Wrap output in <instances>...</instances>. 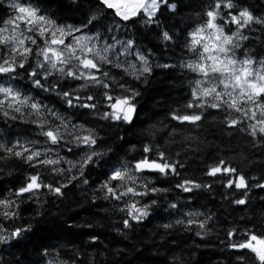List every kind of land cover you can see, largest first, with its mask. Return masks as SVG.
I'll return each mask as SVG.
<instances>
[{
	"label": "snow or ice",
	"instance_id": "1",
	"mask_svg": "<svg viewBox=\"0 0 264 264\" xmlns=\"http://www.w3.org/2000/svg\"><path fill=\"white\" fill-rule=\"evenodd\" d=\"M73 4L82 15L78 22H61L40 0L27 4L10 0L12 14L0 18V162L15 161L24 169L14 190H0V249L10 252L39 232L81 227L69 226L60 216L49 219L52 201H63L71 188H83L85 196L91 193V201L109 202L122 214L115 230L124 238L161 207L169 217L176 216L174 222L158 226L165 234L182 226L185 232L206 235L219 216L190 210L186 199L168 196L175 190L212 191L215 181L185 178L181 154L173 159L151 134L156 125L146 127L149 135L142 136L138 153L131 157L107 144L101 132L134 123V101L141 93L125 77L147 83L154 69L162 68L193 74L190 98L171 115L178 122L173 127L201 129L214 110L231 133L264 141V57L250 54L245 43L250 37L244 34V30L264 34V15L254 16L243 0H203L197 21L174 28L162 19L161 7L171 20L179 17L184 0H73ZM147 33L175 54V63L150 59L155 53L142 43ZM113 69H122L119 79ZM21 82L26 84L22 87ZM203 174L228 190L221 196L230 207L253 212V218L242 215L226 231L224 247L237 252L235 264H264V209L257 215L249 195L254 188L264 191L260 182L264 177L246 178L224 159L206 165ZM161 179L167 187L159 186ZM25 211L32 213L27 219ZM87 235L89 246L98 248L99 234ZM62 251H41L43 264H85L88 256L82 248H73L62 259ZM177 261L184 264L174 256L173 264ZM0 264L12 262L0 256Z\"/></svg>",
	"mask_w": 264,
	"mask_h": 264
},
{
	"label": "trees",
	"instance_id": "2",
	"mask_svg": "<svg viewBox=\"0 0 264 264\" xmlns=\"http://www.w3.org/2000/svg\"><path fill=\"white\" fill-rule=\"evenodd\" d=\"M23 2L27 4L28 0ZM40 2L43 8L54 13L61 22L73 23L82 19L73 0H40ZM8 3L10 0H3V3H0V18L12 14ZM184 4L186 6L182 8L179 17L171 20L168 19L169 13L162 5L161 11H164L162 19H165L170 27H183L185 22L197 21V13L203 7V0H184ZM243 6L248 7L256 17L264 15V0H243ZM232 28L235 30L234 25ZM244 34L250 37L249 41L245 42L251 49L250 54L264 57V44H261L264 34L259 30L252 33L244 30ZM142 43L147 50L155 53L150 57L153 62L175 63V54L163 49L153 38L152 33L145 34ZM238 55L243 58L240 53ZM112 71L117 79L123 74L122 69ZM192 79L193 74L187 73L186 70L173 71L162 68L154 69L147 83L126 76L125 80L130 86L141 93L134 101L136 104L134 123L121 125L119 128H105L101 135L105 137L107 144L114 145L121 152L127 151L128 156L131 157L138 153L142 136L149 135L145 131L146 127L156 125L151 130V134H154L161 146L171 153L173 159L176 158L177 152L181 154L180 159L187 168L186 172L181 170L185 178L204 183L215 181L212 191L195 190L193 194H183L175 190L168 196L169 200L174 197L186 199L190 210L219 216L215 226L210 227L206 235L196 236L193 232H185L182 226H175L165 234V231L158 226L169 222L170 219L174 222L176 216L173 214L169 217L165 208L161 207L150 213V218L142 227H137L134 232L128 233L127 238H124L115 230V225H118L122 214H119L109 202L91 201V193L85 196L83 188H71L63 201H52L48 208L51 214L49 219L53 220L56 216H60L69 226L78 224L81 227H73L70 232H39L31 240L10 252L0 249V256L4 260L11 261L12 264L17 260L21 261V264H43L41 259L43 250L55 253L63 249L61 258L66 259L72 254L73 248H82L88 253L85 264H90V261H94L95 264H165L166 261L173 264L174 256L180 258L184 264H235L234 258L237 252L224 247L226 231L242 215L253 218V212H241L235 210L234 206L230 207L221 196L222 192L228 190L220 187L219 180L204 176L203 170L206 165H214L217 159H224L232 166L241 169L246 178L264 177V141L239 132L231 133V130L222 125L221 117L216 115L214 110L213 115L204 121L201 129L189 130L190 126L173 127L178 122L172 121L171 115L174 111L182 109L190 98L189 80ZM25 84L26 82H21L22 87ZM18 127L26 130L22 125ZM165 132L169 135L164 136ZM119 137L124 139L120 140ZM133 146L135 152L132 150ZM189 149L191 152L188 151ZM186 152L188 155H185ZM23 173L24 169L15 161L7 165L0 162V190L5 187L14 190L17 176ZM260 182L264 183V179ZM157 183L162 187L168 186L162 179ZM249 195L252 198V207L258 215L260 210L264 209V199H261L264 197V191L254 188ZM23 215L27 219L32 213L25 211ZM86 222L94 223L95 227H84ZM89 232L99 234L98 248L89 246L91 239L87 235ZM41 245L46 248L38 250ZM176 264L179 262L177 261Z\"/></svg>",
	"mask_w": 264,
	"mask_h": 264
}]
</instances>
